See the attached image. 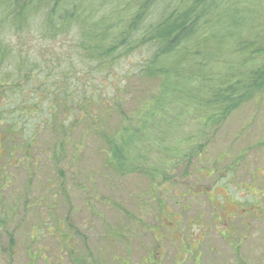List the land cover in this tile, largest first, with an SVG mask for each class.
Masks as SVG:
<instances>
[{
    "label": "trees",
    "instance_id": "1",
    "mask_svg": "<svg viewBox=\"0 0 264 264\" xmlns=\"http://www.w3.org/2000/svg\"><path fill=\"white\" fill-rule=\"evenodd\" d=\"M257 5L253 0H0V97L8 101L0 105L5 133L0 146L25 167L42 149L58 170L64 164L73 168L80 144L97 136L101 145L95 149L107 170L119 176L141 171L148 159L155 160L150 129L158 126L159 114L191 115L209 125L264 88V0ZM150 84L154 90H148ZM136 97L130 114L127 106ZM189 142L165 146L161 139L157 148L171 158L168 170L180 164L177 156ZM239 185L236 194L241 199L250 194L253 202L232 197L228 186L219 195L238 206L233 217L243 210L242 216L258 220L264 184ZM46 222L41 218L37 231ZM231 227L219 229L220 236L233 238ZM198 241L197 248L204 238Z\"/></svg>",
    "mask_w": 264,
    "mask_h": 264
},
{
    "label": "rangeland",
    "instance_id": "2",
    "mask_svg": "<svg viewBox=\"0 0 264 264\" xmlns=\"http://www.w3.org/2000/svg\"><path fill=\"white\" fill-rule=\"evenodd\" d=\"M259 1L253 0L256 9ZM6 102L0 97V105ZM137 106L136 97L126 110L133 114ZM164 116L150 129L155 160L126 176L104 167L97 136L79 140L77 164L58 170L42 149L25 167L0 146V264H264V198L258 220L227 219L222 206L235 203L219 195L228 186L247 204L255 197L242 200L236 186L264 184V88L209 125L191 115ZM3 133L0 127V139ZM161 139L165 146L190 139L169 170L171 158L157 148ZM197 152L204 158L196 159ZM41 218L46 226L37 231ZM229 227L237 237L227 240L218 230ZM198 238H204L199 248ZM231 242L240 247L237 254Z\"/></svg>",
    "mask_w": 264,
    "mask_h": 264
},
{
    "label": "flooded vegetation",
    "instance_id": "3",
    "mask_svg": "<svg viewBox=\"0 0 264 264\" xmlns=\"http://www.w3.org/2000/svg\"><path fill=\"white\" fill-rule=\"evenodd\" d=\"M240 186V185H239ZM223 207V209L225 210V218H229L230 216H232L233 214H237V210H238V206H236L235 204L233 205V204H227V205H225V206H222ZM243 209V208H242ZM243 210H241L240 211V215H238V217H240V218H242V214H243V212H242ZM245 211V210H244ZM237 215H235V217H236ZM225 218H223V219H225ZM238 232H242V230H240V231H238ZM237 232V233H238ZM231 232L229 231V234H230ZM222 237H226V235H224V234H222L221 235ZM233 236H235V237H237L234 233H233ZM241 238H244V239H246L247 237L244 235V234H241ZM226 239V238H225ZM237 246V245H236ZM234 246V245H232L231 244V247H232V250H233V252H235L236 254L238 253L237 251H238V248L237 247H239V246ZM198 247V246H197ZM196 248V247H195ZM240 248V247H239ZM192 264H196V262H194V263H192Z\"/></svg>",
    "mask_w": 264,
    "mask_h": 264
}]
</instances>
